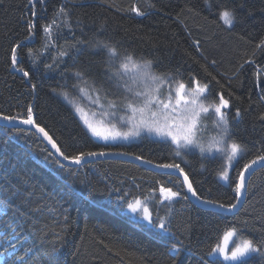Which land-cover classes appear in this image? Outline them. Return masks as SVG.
<instances>
[{
    "label": "trees",
    "instance_id": "1",
    "mask_svg": "<svg viewBox=\"0 0 264 264\" xmlns=\"http://www.w3.org/2000/svg\"><path fill=\"white\" fill-rule=\"evenodd\" d=\"M150 3L154 7H149V0H37V26L27 32L31 7L28 0H2L0 114L16 116L32 105L34 119L46 125L49 134L69 155L113 151L141 156L155 164L178 163L204 198L226 205L234 203L233 189L218 179L224 164L220 153L202 157L198 150L187 154L182 150L177 157L170 143L147 136L126 145L103 144L85 131L63 102L62 93L67 92L72 101L87 110L107 107L104 93L100 92L97 100L96 92L89 86L93 79L103 82L111 93L116 92L105 78V54L90 46L89 42L96 40L158 61L154 65L158 72L179 70L186 84L193 73L202 78L200 65H207L233 93L235 107L243 110L233 124V132L234 138L246 144L249 151L236 169H242L244 163L259 154L264 148V120L260 119L264 101L259 100L261 90L256 84L258 71L264 80V46L257 45L264 41V0H209L207 5L205 0ZM133 4L147 15L135 16L130 11ZM62 5L67 17L58 14ZM224 9H235L239 17L231 28L219 18ZM53 19L56 24L51 39H46L43 26ZM77 41L84 44H76ZM194 41L199 42V51ZM17 43L18 67L28 71V77L11 65L10 50ZM60 51L67 55L59 56ZM250 60L255 64L246 63ZM77 71L89 78L88 85H79L85 88L83 93L73 87L78 83L74 75ZM226 111L235 115L231 102ZM201 135L207 141L215 132L209 124ZM45 148L30 131L17 133L16 129L0 127V264L5 260L20 264L18 258H23L25 264H173L169 248L179 240L189 251L182 252L176 264H203L201 257L208 259L209 247L221 244L231 225L241 230L238 235L243 239L258 242L264 237V221L260 220L264 213V169L250 177L244 208L235 215L224 216L198 210L180 199L169 205L160 196L162 188L184 191L173 176L116 160L60 169ZM229 175L234 179L236 171L231 170ZM121 196L129 202L139 199L153 212L154 219L157 213L162 219L169 218L175 239L149 228L146 222L140 226L130 221L131 213H121L117 205ZM9 204L26 214L23 222L14 219ZM248 213L252 218L244 225ZM65 215L69 217L67 221ZM40 228H45L46 234L38 232ZM53 245L58 249L55 253L51 252ZM219 264L225 263L219 258ZM252 264H261L260 257L253 254Z\"/></svg>",
    "mask_w": 264,
    "mask_h": 264
},
{
    "label": "snow or ice",
    "instance_id": "2",
    "mask_svg": "<svg viewBox=\"0 0 264 264\" xmlns=\"http://www.w3.org/2000/svg\"><path fill=\"white\" fill-rule=\"evenodd\" d=\"M2 2V0H0ZM37 0H28V11L30 19L26 23V31L32 32L36 28L35 18L37 12L35 10ZM43 3V0H39ZM205 4H209V0H205ZM210 6V5H209ZM243 6V5H242ZM149 7H154L150 3ZM130 11L137 17L147 15L136 4L131 6ZM60 15L64 17L68 16L66 8L62 5L59 8ZM220 20L224 25L233 27L238 22V15L235 9H224L219 13ZM66 26L71 28L70 24ZM79 23V21H78ZM56 24V20L50 24L43 26V31L46 34V39H51L53 25ZM59 27V25H57ZM101 30L103 28L101 27ZM30 38V37H29ZM90 46L96 50L102 51L105 54L104 60V74L108 82L116 89L113 94L108 88L104 86L103 82L97 83L95 79L92 80L89 85L96 92V99L99 100V93H104V98L108 101V106L112 109H117L122 106L126 111L131 112V116L127 121H124L123 117L120 120L130 124L127 131H121L116 127V124L109 123L107 126L97 125L91 122L87 116L84 115L81 109H77L81 114V119L87 129L88 133H91L93 137L105 141L116 140H128L130 138L139 137L142 132L159 137L161 140L171 141V144L175 146L173 149L175 156L179 157L184 151L185 154L198 150L200 155L211 156L214 153H222L223 159L227 161V165H221L219 172V178L224 181L234 191L235 203L225 204L218 200L204 198L196 187L189 174L185 172L184 168L178 163H157L154 166L159 169L174 170L183 177L182 185L186 188L184 191H173L171 188H162L164 193V199L169 202V205L177 199L188 201L189 194L193 198V207L198 210L201 207L207 209H220L224 212H234L239 205L240 208H244V197L248 190V184L245 173L253 169V165H259L260 169H264V148H262L249 162L244 163L242 169H236V164L239 160L244 159L249 151L248 146L241 142H238L234 138L233 124L238 121L242 116V109L235 107L232 102L233 93L229 91L220 79L216 75H213L207 65H200V70L203 73L202 78H197L198 74L193 73L189 76L187 84L184 80L183 73L179 70L175 72H158L154 67L158 61L146 58L144 56L137 57L134 53L128 52L126 49L121 51L118 45L108 43L102 40H96L89 42ZM76 44H84V41H77ZM76 44L73 46L75 47ZM199 51V42L194 41ZM46 47L48 45H45ZM54 46V45H53ZM264 46V41L257 47ZM20 48V44L17 43L11 47V65L17 71L23 73L24 77L29 76L28 71H24L23 68L18 67L17 49ZM31 55V50H30ZM67 55V52L60 51L59 56L63 57ZM198 63V62H197ZM212 65L216 64L215 60L211 61ZM249 64H255V61H246ZM51 68V65H46ZM241 68L243 65L240 66ZM78 83L73 85L77 87L79 92L85 91L84 87H80V84L88 85L89 78L83 71H77L74 73ZM231 79V78H230ZM214 82V83H213ZM256 87L260 88L259 100L264 101V80L261 79V73L257 72V84ZM166 89V93L163 91ZM32 90L35 92L36 85H32ZM67 100L68 93H62ZM111 96V98H109ZM231 107L235 110V115L232 116L229 111H226ZM102 106V105H101ZM251 106V105H250ZM137 113L140 119L137 120ZM94 115V113H93ZM113 116L117 113L114 111ZM261 120H264V114L260 116ZM0 120L6 121L9 124H21L26 125L29 129H35L36 133H39L48 145H51V149L55 152L45 148L44 151L48 157L56 156L58 159L55 163L60 169L65 168V164L61 161H68L70 164L82 166V162L88 161L91 157L106 156L113 153H106L103 151L93 152L81 151L79 154L69 155L66 151L62 150L63 146L59 144L57 140L49 134L46 130V125H41L34 119V109L32 105L26 106V111L18 113L16 116H10L0 114ZM209 124L215 135L209 140L205 141L201 135L202 132H207ZM17 133L25 131V129H16ZM264 143V142H262ZM116 155H127L126 153H115ZM134 159L142 160L141 156H135ZM145 163L151 164L150 160H145ZM235 170L236 175L233 179L229 175V170ZM117 205L121 213L128 212L131 215L128 217L133 223L144 226L143 222L147 223V226L151 229H157L163 236L172 237L175 239L176 233L172 230L171 220L169 218L162 219L159 214L153 218V212L149 210L148 206L143 204L139 199H134L129 202L121 196ZM8 207L12 208L13 217L17 220H22L26 217V214L19 208L12 207L11 204ZM49 211H55V209H49ZM246 211V210H245ZM235 214V213H234ZM68 216L65 215V221L68 220ZM251 213L247 214V218L243 220V224H248V219H251ZM260 220L264 221V213H261ZM34 223V222H33ZM42 235L46 234L45 228L37 229ZM241 231L236 225H231L229 230L225 233V238L235 237ZM15 233V229H13ZM56 238H59V233H56ZM58 249L53 245L51 252L55 253ZM111 251V249H109ZM184 251H189L182 240H179L171 244L169 248L170 257L173 264H176L177 258ZM255 254L260 257L261 264H264V237L258 242H254L253 239H243L240 243L233 241L230 249L221 247L219 243L215 246H210L206 253L208 259L201 257L203 264H219V258L222 256L223 261L226 264H252V256ZM14 255V253H13ZM3 256V253H0ZM20 264H25L23 258H18ZM53 257V261H55ZM4 264H8L7 260ZM15 264V261L13 262Z\"/></svg>",
    "mask_w": 264,
    "mask_h": 264
},
{
    "label": "rangeland",
    "instance_id": "3",
    "mask_svg": "<svg viewBox=\"0 0 264 264\" xmlns=\"http://www.w3.org/2000/svg\"><path fill=\"white\" fill-rule=\"evenodd\" d=\"M166 93V89L163 90ZM63 102H65L73 111V113L75 114V116L78 118V120L81 122L83 128L85 129V131L87 132V129L83 123V120L81 119V114L80 112L77 111V109H81L84 113L85 116H87V118L93 122L96 123L97 125H103V126H107L109 123H113L116 124V127L121 130V131H127L128 128L130 127V124L125 123L124 121H127L128 118L132 115L131 112L126 111L122 106L118 107L117 109H112L109 106L105 107V106H100L97 111L94 110H87L85 108H83L82 106H80L79 104L75 103L74 101H72L70 98H68L67 100L64 98V96L62 97ZM98 106V105H97ZM116 112L117 115L113 116L112 113ZM94 113V115H93ZM120 117L124 118V121L120 120ZM140 119L139 114L137 113V120ZM211 128V125H210ZM212 129V128H211ZM88 133V132H87ZM91 137H93L91 135V133H88ZM142 136H147L151 139H155L158 141H163V142H167L171 144V141H165V140H161L159 137L155 136L154 134L150 135L147 132H142L141 135L139 137H135V138H130L128 140H116V141H109L108 143H105V141L97 139L96 137H93L95 139H97L99 142L103 143V144H109V145H116V144H130V143H135L138 142L140 140V138ZM172 145V144H171ZM174 148L175 146L172 145ZM182 151V150H181ZM216 153H214L212 156H214ZM220 155L223 157V154L220 153ZM224 160V159H223ZM224 165H227V161L224 160ZM231 172V169L229 170V174ZM219 181L226 185V183L224 181H222L220 178H218ZM243 240V238H241L238 233L235 237H227L222 240V243L220 244L221 247H226L228 249H230L232 247L233 241H235V243H240ZM221 260H223V257H220ZM224 262V261H223ZM226 264V262H224Z\"/></svg>",
    "mask_w": 264,
    "mask_h": 264
},
{
    "label": "water",
    "instance_id": "4",
    "mask_svg": "<svg viewBox=\"0 0 264 264\" xmlns=\"http://www.w3.org/2000/svg\"><path fill=\"white\" fill-rule=\"evenodd\" d=\"M0 127L11 128V129H18L19 128V129H25V131H30V132L35 134L40 139V141L45 145V147L47 149L53 151V153L55 152L54 149H51V145H48L47 141H45L43 139V137L40 136L39 133H36L35 129H29L28 126L21 125V124H15V125L9 124L8 122L3 121V120H0ZM103 152L113 153V154L106 155V156L91 157V158H89L88 161L82 162V165H86V164H89V163H92V162L104 161V160L123 161V162H128V163L134 164L136 166H139V167H141V168H143V169H145L147 171L153 172V173L165 174V175L173 176V177L177 178L180 181L181 185H182L183 177L180 176L179 173L174 171V170H166V169L156 168L154 166L155 163H151V164L145 163L144 162L145 159L136 160V159H134V157H135L134 155H131V154H128V153H126L127 155H116L115 153H124V152H113V151H103ZM53 157L55 159H58V157H56V156H53ZM61 162L65 164V167H70V168L79 167L78 165L70 164L68 161H61ZM253 169L259 170L260 169L259 165H253ZM256 171L253 172V170L250 169L249 172L245 173L247 184H248V181H249L250 177ZM182 187H183V185H182ZM183 190H184V192H186V188L185 187H183ZM160 196L162 197L163 200H165L164 199V193L162 191H160ZM188 201L193 205L194 201H193V198L190 196V194H189V200ZM244 201H245V197H244ZM234 203H235V201H234ZM200 209L205 210V211H211V212H214V213H217V214H220V215H224V216H232V215H235L241 208L238 205L237 209H235L234 212H224V211H221L220 209H207L205 207H201Z\"/></svg>",
    "mask_w": 264,
    "mask_h": 264
}]
</instances>
